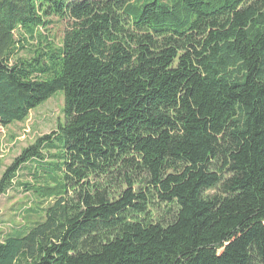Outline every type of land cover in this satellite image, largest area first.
<instances>
[{"label": "trees", "instance_id": "trees-1", "mask_svg": "<svg viewBox=\"0 0 264 264\" xmlns=\"http://www.w3.org/2000/svg\"><path fill=\"white\" fill-rule=\"evenodd\" d=\"M58 92L0 264H264V0H0V126Z\"/></svg>", "mask_w": 264, "mask_h": 264}, {"label": "rangeland", "instance_id": "rangeland-1", "mask_svg": "<svg viewBox=\"0 0 264 264\" xmlns=\"http://www.w3.org/2000/svg\"><path fill=\"white\" fill-rule=\"evenodd\" d=\"M62 30L63 24L56 22L50 28L48 36L57 43ZM24 56L23 52L17 55L19 58ZM62 106L63 95L58 92L30 111L24 121L15 122L6 128L0 126V177L24 148L32 145L38 137L56 129L57 123L62 120ZM35 166L31 162L23 166L12 180L11 187L0 195V241L8 234L25 230L33 222L41 220L42 212L36 208L41 205L32 193L26 191L25 184H38L40 179H34L32 174Z\"/></svg>", "mask_w": 264, "mask_h": 264}]
</instances>
